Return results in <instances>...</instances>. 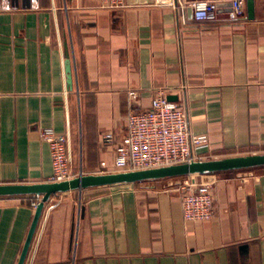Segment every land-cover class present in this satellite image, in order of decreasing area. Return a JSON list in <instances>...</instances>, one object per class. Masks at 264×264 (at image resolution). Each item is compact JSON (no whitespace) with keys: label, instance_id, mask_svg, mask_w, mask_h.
<instances>
[{"label":"crops","instance_id":"0c3cea01","mask_svg":"<svg viewBox=\"0 0 264 264\" xmlns=\"http://www.w3.org/2000/svg\"><path fill=\"white\" fill-rule=\"evenodd\" d=\"M123 1L0 0V184L49 181L45 126L69 134L75 176L114 171L128 115L159 89L208 136L207 159L264 152V0L213 21L181 0ZM212 177L204 222L184 219L181 177L54 194L25 264H264V167ZM40 199L0 197V264H18Z\"/></svg>","mask_w":264,"mask_h":264},{"label":"built area","instance_id":"2783aa9c","mask_svg":"<svg viewBox=\"0 0 264 264\" xmlns=\"http://www.w3.org/2000/svg\"><path fill=\"white\" fill-rule=\"evenodd\" d=\"M103 7L121 8L123 0H100ZM192 10L196 21H213L222 4H227L234 17L247 15V0H181ZM130 94L135 96V91ZM41 139L49 144L53 174L49 181H62L74 177L73 154L69 134L54 127L40 129ZM112 140L111 134L105 135ZM210 143L207 135L193 134L185 105L171 101L159 89L151 106L133 111L127 117L126 134L116 147L114 171L148 169L194 160L207 159ZM205 175H207L206 178ZM211 175V176H210ZM180 180L184 219L191 222L209 221L215 216L214 183L212 174L188 175ZM38 202L34 205L37 206Z\"/></svg>","mask_w":264,"mask_h":264},{"label":"water","instance_id":"95a60500","mask_svg":"<svg viewBox=\"0 0 264 264\" xmlns=\"http://www.w3.org/2000/svg\"><path fill=\"white\" fill-rule=\"evenodd\" d=\"M255 8V0H247V13L250 18L255 17ZM66 73L68 84L71 86L72 68L69 58H67L66 61ZM257 167H264V152L194 160L148 169L87 174L81 173L70 179L54 182L44 181L36 183L0 184V197L36 195L41 198L36 206L34 217L18 260V264H25L45 204L54 194L72 190H82L89 187L132 184L163 178L215 174L223 171L252 169Z\"/></svg>","mask_w":264,"mask_h":264},{"label":"rangeland","instance_id":"374dc122","mask_svg":"<svg viewBox=\"0 0 264 264\" xmlns=\"http://www.w3.org/2000/svg\"><path fill=\"white\" fill-rule=\"evenodd\" d=\"M112 172H113V171H112ZM179 179H181V180H182V179H184V178H183V177H181V178H179Z\"/></svg>","mask_w":264,"mask_h":264}]
</instances>
